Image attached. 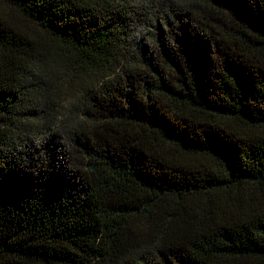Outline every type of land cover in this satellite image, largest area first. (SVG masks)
I'll return each mask as SVG.
<instances>
[{
  "label": "trees",
  "instance_id": "trees-1",
  "mask_svg": "<svg viewBox=\"0 0 264 264\" xmlns=\"http://www.w3.org/2000/svg\"><path fill=\"white\" fill-rule=\"evenodd\" d=\"M0 264H264V0H0Z\"/></svg>",
  "mask_w": 264,
  "mask_h": 264
}]
</instances>
